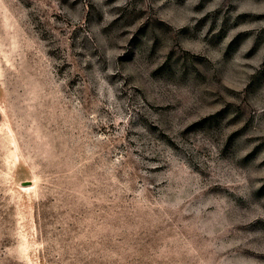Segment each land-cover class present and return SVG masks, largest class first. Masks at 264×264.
Returning a JSON list of instances; mask_svg holds the SVG:
<instances>
[{
    "label": "rangeland",
    "instance_id": "rangeland-1",
    "mask_svg": "<svg viewBox=\"0 0 264 264\" xmlns=\"http://www.w3.org/2000/svg\"><path fill=\"white\" fill-rule=\"evenodd\" d=\"M0 264H264V0H0Z\"/></svg>",
    "mask_w": 264,
    "mask_h": 264
}]
</instances>
